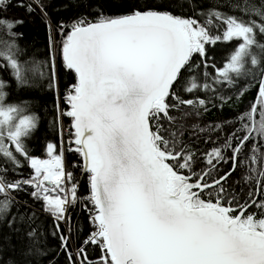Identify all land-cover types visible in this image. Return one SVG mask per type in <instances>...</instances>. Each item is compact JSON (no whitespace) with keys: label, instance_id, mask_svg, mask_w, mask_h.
<instances>
[{"label":"snow or ice","instance_id":"obj_1","mask_svg":"<svg viewBox=\"0 0 264 264\" xmlns=\"http://www.w3.org/2000/svg\"><path fill=\"white\" fill-rule=\"evenodd\" d=\"M0 264H264V0H0Z\"/></svg>","mask_w":264,"mask_h":264},{"label":"trees","instance_id":"obj_2","mask_svg":"<svg viewBox=\"0 0 264 264\" xmlns=\"http://www.w3.org/2000/svg\"><path fill=\"white\" fill-rule=\"evenodd\" d=\"M209 119H211V117H209Z\"/></svg>","mask_w":264,"mask_h":264}]
</instances>
